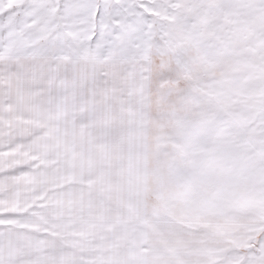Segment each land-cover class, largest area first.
Segmentation results:
<instances>
[{"label":"snow or ice","instance_id":"snow-or-ice-1","mask_svg":"<svg viewBox=\"0 0 264 264\" xmlns=\"http://www.w3.org/2000/svg\"><path fill=\"white\" fill-rule=\"evenodd\" d=\"M0 264H264V0H0Z\"/></svg>","mask_w":264,"mask_h":264}]
</instances>
